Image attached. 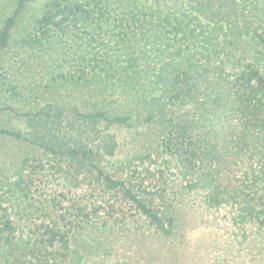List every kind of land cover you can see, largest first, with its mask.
<instances>
[{"label": "trees", "instance_id": "trees-1", "mask_svg": "<svg viewBox=\"0 0 264 264\" xmlns=\"http://www.w3.org/2000/svg\"><path fill=\"white\" fill-rule=\"evenodd\" d=\"M32 1L0 2V136L26 145L0 264H109L192 206L264 231V0Z\"/></svg>", "mask_w": 264, "mask_h": 264}, {"label": "rangeland", "instance_id": "rangeland-1", "mask_svg": "<svg viewBox=\"0 0 264 264\" xmlns=\"http://www.w3.org/2000/svg\"><path fill=\"white\" fill-rule=\"evenodd\" d=\"M46 0H33L27 15H35ZM2 4L7 0H0ZM0 126H16V117L0 112ZM25 144L0 136V159L19 161ZM101 260V255L96 254ZM109 264H264V231L242 228L226 209L189 207L168 243L151 234L113 244ZM105 264V263H104ZM108 264V263H107Z\"/></svg>", "mask_w": 264, "mask_h": 264}]
</instances>
